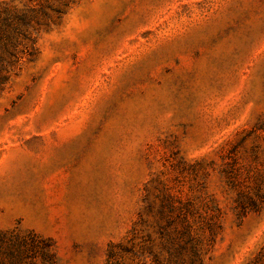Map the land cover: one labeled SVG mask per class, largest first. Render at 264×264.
<instances>
[{
    "label": "rangeland",
    "instance_id": "rangeland-1",
    "mask_svg": "<svg viewBox=\"0 0 264 264\" xmlns=\"http://www.w3.org/2000/svg\"><path fill=\"white\" fill-rule=\"evenodd\" d=\"M0 264H264V0H0Z\"/></svg>",
    "mask_w": 264,
    "mask_h": 264
},
{
    "label": "trees",
    "instance_id": "trees-1",
    "mask_svg": "<svg viewBox=\"0 0 264 264\" xmlns=\"http://www.w3.org/2000/svg\"><path fill=\"white\" fill-rule=\"evenodd\" d=\"M15 54L13 51L9 49V46L6 44H2V48L0 50V72H9V67L12 65V59L15 58ZM8 82L6 76H0V87H3Z\"/></svg>",
    "mask_w": 264,
    "mask_h": 264
}]
</instances>
